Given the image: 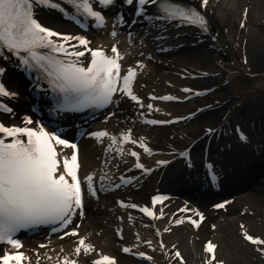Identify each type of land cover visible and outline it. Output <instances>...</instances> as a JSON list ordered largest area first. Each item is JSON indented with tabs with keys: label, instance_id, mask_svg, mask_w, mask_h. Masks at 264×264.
I'll list each match as a JSON object with an SVG mask.
<instances>
[{
	"label": "snow or ice",
	"instance_id": "snow-or-ice-1",
	"mask_svg": "<svg viewBox=\"0 0 264 264\" xmlns=\"http://www.w3.org/2000/svg\"><path fill=\"white\" fill-rule=\"evenodd\" d=\"M128 5L136 4V15L144 14L145 6L158 5L161 17L168 20L183 21L187 24L197 26L206 30V20L196 10L185 8L172 0H124ZM75 10V15H83L94 20V27L102 28L105 18L101 12L94 9L93 5L98 3L100 7L107 8L115 3V0H63ZM208 0H202V7L207 6ZM37 8H51L64 12L65 10L55 0H0V56L11 53L15 56L21 66L28 71H38L47 79L49 86L54 92H58L62 98L60 105L63 111H82L85 108H102L112 103V97L121 92L127 95L134 102L139 103L137 96L133 94L132 84L136 78V71L129 68L125 75L121 76V65L123 57L120 55L116 45H113L108 56L102 49L91 50L88 48L90 41L81 36H70L58 33L42 25L36 18ZM245 19L247 10L244 12ZM122 18L118 17L117 22ZM135 23V21H133ZM245 26L242 21L241 27ZM115 37L116 33H111ZM55 38V39H53ZM77 41L78 44H72ZM83 47L84 50H73ZM90 51L91 61L85 67L80 58L85 52ZM137 67H143L137 65ZM0 68V76L3 75ZM183 91H190L184 89ZM15 93L9 92L3 83H0V97H13ZM152 99H157L152 97ZM159 99L171 100L172 97H160ZM151 109L152 105L149 104ZM0 112L11 113L12 109L0 103ZM26 125L32 121L24 118ZM148 123H165L161 121H148ZM209 132L212 130L209 129ZM98 141L108 137V133L101 131L92 134ZM26 137L27 139H23ZM241 135V140L246 141ZM111 147L107 151L116 148L122 154V145L133 143L131 134H122L121 145L117 147V140L111 137ZM55 145H63L65 148H72V155L63 158L62 171L59 153ZM139 147L146 153L150 149L146 147L141 139ZM130 155L139 160L136 152ZM186 155V153L184 154ZM164 163V162H158ZM135 167L144 171V166L137 162ZM211 167V166H209ZM78 150L77 145L68 143L61 139L56 133H49L41 128L36 131L29 127H8L0 123V244H8L14 252H4L0 255V264H22L26 259L25 254L18 250L22 247L15 238L22 230L39 225H58L53 231H63L73 221V217L79 213L83 217V194L81 181L78 178ZM70 177V181L68 179ZM215 182L216 177H211ZM93 177H86L90 195H95L93 190ZM166 197H154L153 206L162 202ZM123 206V205H122ZM128 207L137 208V205ZM217 208H224L225 204L216 205ZM139 211L145 216L159 219L149 208L141 207ZM181 211H188L187 208ZM194 211V210H193ZM200 221L204 217L201 213L195 212ZM177 220L176 223H183ZM188 222L198 228L199 222L189 217ZM76 227H79L77 225ZM243 228V225H241ZM168 231V229H166ZM244 239L253 245H264V240L242 233ZM75 230L66 231L65 236L78 237ZM74 253L77 257L81 253L88 255L94 251L92 245L87 244L85 238H79ZM151 243L150 241L148 242ZM40 247H46L40 245ZM161 244V248H163ZM216 245L208 242L204 251L210 254L205 264H214L216 261ZM129 252L128 248L123 249ZM264 256V249H257ZM144 256L143 253L140 254ZM180 258V264L184 261L179 252L175 253ZM151 259V257H144ZM39 264V260L37 261ZM61 264H77L76 260L64 258ZM92 264H116L115 260L102 256ZM223 264V262H220Z\"/></svg>",
	"mask_w": 264,
	"mask_h": 264
},
{
	"label": "bare ground",
	"instance_id": "bare-ground-1",
	"mask_svg": "<svg viewBox=\"0 0 264 264\" xmlns=\"http://www.w3.org/2000/svg\"><path fill=\"white\" fill-rule=\"evenodd\" d=\"M194 1L198 3L197 0ZM244 10H247L246 19L242 15ZM37 12L40 20L45 25L61 32L66 31L65 24L59 19L56 11L38 9ZM205 13L210 23L208 35L172 25L161 28L167 29V33L172 38V44L176 43L178 47L175 54L165 56L167 59L163 61L164 64L155 66V69L157 71H166L172 75L177 73L178 76L174 78L173 83H178L181 86L182 84L187 86L192 84L196 87H202V89L214 87V92L203 98V102L199 105L210 104L211 108L204 115L185 125L167 130L151 131L149 133L152 138L151 142L156 150H162L163 152L184 150L187 147L186 145L195 142L192 147V153L197 157L199 153L202 154L204 143L201 140L204 132L209 129H216V134L221 132L222 136L224 130L230 125L241 123L250 131V139L255 146V150L259 153V157L264 159V127L262 124L264 121V0H209ZM242 20H244L245 26L240 28L239 25ZM91 39L94 46H98L100 41L93 36H91ZM103 40L107 42L108 36L103 38ZM209 46H213L212 49ZM9 60L10 58L6 54L0 56L2 64ZM165 62H168L167 66H165ZM187 72L205 74L206 77L193 81L180 80L178 78L179 75ZM16 74V72L7 71L4 74V80L9 88H13L19 93L16 102L12 103L15 110L19 112L29 104V100L22 92L21 86L17 82L19 77ZM226 81L228 84L224 85ZM166 106L168 108L176 107L171 104ZM185 108H187L186 105L175 109L182 113L185 112ZM139 131L140 134L147 133L144 128ZM216 134L213 135L210 141L211 150L217 148L213 142ZM209 135L210 133L204 139ZM226 139L225 144L227 145L229 138ZM218 146L220 147L221 145ZM92 148V143L81 142L80 144V165L83 173L91 170L94 164L93 158L89 154V150ZM213 155L210 154V158ZM248 160L253 163L258 161ZM199 163V160H195L193 165V170L196 169L195 172L185 171V168L177 163L172 165V167L153 180L143 184L136 200L147 199V195L155 189L166 190L173 194L187 189V195L182 194L181 198L186 199L190 205L198 206L205 211L208 215L207 221H214L212 212L208 210V207L212 204H207L210 196L200 197L193 192ZM220 167H222V164H220ZM235 178V175L232 174L226 178L227 185L230 184L228 186L231 188L226 190L229 193L228 197H234L236 192L239 191L240 193L242 191L234 186ZM263 179L264 177L260 175L256 178L260 193H256L257 195L253 194V196L264 207ZM248 197L237 198L240 200L241 210L246 208L248 211L255 209L247 205L246 201L252 198V195H248ZM181 206L180 200L168 202L166 210L172 213ZM189 208L187 207V209ZM248 211H246L244 216L239 215L238 221L246 224L245 227L250 230L249 232H253L252 234L264 240V208L261 207L252 212L249 218L251 223L247 222ZM256 219L261 222L260 226L252 223ZM82 223L81 234L90 242L96 237L95 227L97 224L92 223L89 216ZM204 223L195 232L186 228L181 230L179 228H171L170 232L163 236L168 259L161 263L162 254L156 253V261L160 262V264H167L169 261H172L171 264H180V258L174 256L175 252L179 251L184 264H199L202 257L203 244L212 237L215 238L214 242L218 243L216 254L225 264L261 263L252 249L237 236L236 230L230 224L224 226L218 224L216 233H219V236L215 237L209 228L203 227ZM100 238L102 239V237ZM109 240V243L106 241L102 243L104 253L117 255L119 264H136L118 254L120 244H122L121 241H118L115 236H111ZM53 244L59 245L61 242L55 240ZM26 249L30 253L29 244H27ZM32 252L36 251L32 250ZM80 260L83 261L82 258Z\"/></svg>",
	"mask_w": 264,
	"mask_h": 264
},
{
	"label": "rangeland",
	"instance_id": "rangeland-1",
	"mask_svg": "<svg viewBox=\"0 0 264 264\" xmlns=\"http://www.w3.org/2000/svg\"><path fill=\"white\" fill-rule=\"evenodd\" d=\"M158 79H159V77H156V78H155L154 82H156L157 84L152 83V84H151L152 88H157V86H159V83H158V81H157ZM233 208H235V205L232 207V209L230 210V212H229L227 215H224L223 217H224V218L232 217L231 220H233V219H234V217H233L234 213L232 212ZM234 211H235V213L239 212V207H236V208L234 209ZM219 219H221V218H219ZM234 225H235V228H236V223H235V222L232 224V227H234ZM100 232H101V230L99 231V233H100Z\"/></svg>",
	"mask_w": 264,
	"mask_h": 264
}]
</instances>
